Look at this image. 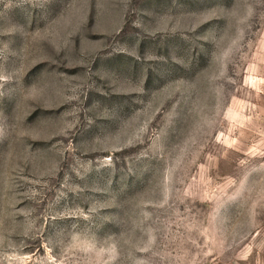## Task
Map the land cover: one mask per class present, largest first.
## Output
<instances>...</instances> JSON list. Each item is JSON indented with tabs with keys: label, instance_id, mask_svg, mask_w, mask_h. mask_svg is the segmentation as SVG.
Here are the masks:
<instances>
[{
	"label": "rangeland",
	"instance_id": "rangeland-1",
	"mask_svg": "<svg viewBox=\"0 0 264 264\" xmlns=\"http://www.w3.org/2000/svg\"><path fill=\"white\" fill-rule=\"evenodd\" d=\"M0 264H264V0H0Z\"/></svg>",
	"mask_w": 264,
	"mask_h": 264
}]
</instances>
